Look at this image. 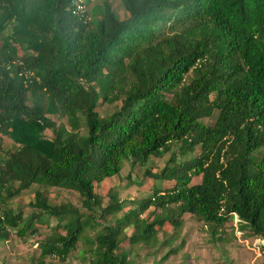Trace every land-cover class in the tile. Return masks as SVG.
Returning a JSON list of instances; mask_svg holds the SVG:
<instances>
[{
  "label": "trees",
  "instance_id": "1",
  "mask_svg": "<svg viewBox=\"0 0 264 264\" xmlns=\"http://www.w3.org/2000/svg\"><path fill=\"white\" fill-rule=\"evenodd\" d=\"M122 2L126 17L105 3L93 22L89 1L83 20L71 0H0V243L47 227L40 264L81 243L85 264H129L130 248L156 247L167 225L179 235L186 216L211 239L235 217L264 238V0ZM99 102L114 110L100 116ZM167 152L145 175L169 188L136 206L96 193L125 160ZM32 185L76 192L80 206L39 189L28 215L6 205Z\"/></svg>",
  "mask_w": 264,
  "mask_h": 264
},
{
  "label": "rangeland",
  "instance_id": "2",
  "mask_svg": "<svg viewBox=\"0 0 264 264\" xmlns=\"http://www.w3.org/2000/svg\"><path fill=\"white\" fill-rule=\"evenodd\" d=\"M87 1H89L87 3L89 18L93 22H97L102 17L101 11L105 3H109L120 18L127 16L122 0ZM97 109L102 117L114 110L113 106L102 102L98 103ZM51 117L57 122L65 123V119H60L56 114ZM214 118H203L202 120L206 125L211 126ZM44 134L51 136L52 132L47 129ZM79 134L82 137L86 134L84 125ZM3 140L6 144L11 143L6 137H3ZM178 149L179 145L175 144L171 152H177ZM171 152L165 153L162 157L150 158L145 166L133 165L130 160H125L119 176L107 178L103 183L95 185L96 193L105 197L109 192H114L119 200L125 201V206H136L142 199L151 196L157 186L169 188L174 184L173 182L147 177L145 171L148 169L154 175L159 173L169 163ZM192 179L193 183H199L202 180L201 176H194ZM38 189L44 193L50 203L69 202L77 207L80 206V198L76 192L62 190L58 187L44 188L37 185H32L28 190L21 191L17 196L7 201L6 205L14 209L20 208L24 215H28L32 212L29 203L33 202L35 191ZM106 200L105 198L103 204L106 203ZM1 207L3 206L1 205ZM149 211H153V208L143 213L142 218L147 217ZM115 220V218H111L108 222L111 224ZM183 222L184 225L179 235H175V230L168 225L157 230V243L154 248L151 244L145 245V243L130 248L129 264H264V251L258 248L257 238L251 236L250 229L246 225H242L237 217L232 221L233 223H229L227 228L221 229L222 231L220 230L215 239H211L207 227L197 217L187 216ZM49 232L47 227H41L38 236H32L26 240L14 236L10 243L0 244V264H40V254L36 242ZM130 232L129 228L124 233L129 234ZM165 237L173 238L165 245L160 246L159 243ZM83 248L85 245L82 247V243L78 244L77 250L72 252L66 261L61 262L57 257H50L45 259V264H85L80 257L81 251L79 252ZM170 251L174 253L165 257Z\"/></svg>",
  "mask_w": 264,
  "mask_h": 264
},
{
  "label": "built area",
  "instance_id": "3",
  "mask_svg": "<svg viewBox=\"0 0 264 264\" xmlns=\"http://www.w3.org/2000/svg\"><path fill=\"white\" fill-rule=\"evenodd\" d=\"M72 4V15L78 17L79 19L86 18V4L87 1L85 0H71ZM257 238V246L261 251H264V238L263 237H256Z\"/></svg>",
  "mask_w": 264,
  "mask_h": 264
},
{
  "label": "crops",
  "instance_id": "4",
  "mask_svg": "<svg viewBox=\"0 0 264 264\" xmlns=\"http://www.w3.org/2000/svg\"><path fill=\"white\" fill-rule=\"evenodd\" d=\"M187 217V216H186ZM8 243H10V242H8ZM0 244H6V243H0Z\"/></svg>",
  "mask_w": 264,
  "mask_h": 264
}]
</instances>
